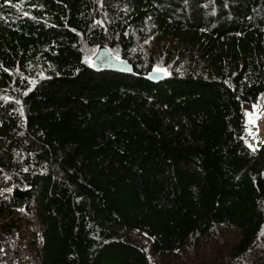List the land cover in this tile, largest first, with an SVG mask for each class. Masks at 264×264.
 Wrapping results in <instances>:
<instances>
[{
  "label": "trees",
  "instance_id": "16d2710c",
  "mask_svg": "<svg viewBox=\"0 0 264 264\" xmlns=\"http://www.w3.org/2000/svg\"><path fill=\"white\" fill-rule=\"evenodd\" d=\"M205 1L0 0V184L29 188L0 200V247L36 219L39 264H158L132 231L172 256L230 226L229 259L253 254L264 141L247 145L245 109L264 96V0L190 13ZM101 44L135 73L93 69L85 46Z\"/></svg>",
  "mask_w": 264,
  "mask_h": 264
},
{
  "label": "rangeland",
  "instance_id": "374dc122",
  "mask_svg": "<svg viewBox=\"0 0 264 264\" xmlns=\"http://www.w3.org/2000/svg\"><path fill=\"white\" fill-rule=\"evenodd\" d=\"M187 3H190V1ZM188 8L190 9V13H198V10L202 9V13L211 16H216V14L220 12L216 0H209V2L205 1L204 5L199 3L198 6L190 4ZM85 49L87 53L92 55L89 58L90 63V59L96 53L97 49L91 47L88 48L86 46ZM162 68L167 69L165 66H162ZM245 123L247 125V132L245 134L247 145L252 149L260 147L264 141V96L260 97L245 109ZM4 179L5 181L0 184V187L4 184L7 189L6 192L4 190L0 191V200L4 198L8 199L9 191L15 192L16 189H29L28 186L17 185L21 182L22 184H25L22 179L18 182L12 175H4ZM22 223H26V221H22ZM26 226H22L20 230L27 234L24 237L29 236L32 239L37 234V231H41L42 229L41 224L36 219L33 220V224L29 225L31 228ZM131 234L132 237L146 247L151 258L158 264H215L222 260L228 262V264H264V234L261 237L262 242H260L258 247L255 248L251 256L248 255L233 260L229 259L231 246L236 243L240 234L239 229L231 226L222 228L216 227L205 235H193L190 242L183 248V250L172 256L155 254L151 249L150 239L146 235L138 231H132Z\"/></svg>",
  "mask_w": 264,
  "mask_h": 264
},
{
  "label": "water",
  "instance_id": "95a60500",
  "mask_svg": "<svg viewBox=\"0 0 264 264\" xmlns=\"http://www.w3.org/2000/svg\"><path fill=\"white\" fill-rule=\"evenodd\" d=\"M90 65L97 71L111 70L118 71L126 74L135 73L133 65L128 59L120 58L115 55L109 46L101 44L98 46L96 53L90 59ZM170 76V72L166 68H153L147 75L146 78L157 82ZM25 190L16 189L14 195L22 196Z\"/></svg>",
  "mask_w": 264,
  "mask_h": 264
},
{
  "label": "built area",
  "instance_id": "2783aa9c",
  "mask_svg": "<svg viewBox=\"0 0 264 264\" xmlns=\"http://www.w3.org/2000/svg\"><path fill=\"white\" fill-rule=\"evenodd\" d=\"M15 235L13 233L11 238ZM19 235L18 244L0 247V264H39V249L44 243L42 234L38 232L33 239L29 236L24 237L27 235L24 231H20Z\"/></svg>",
  "mask_w": 264,
  "mask_h": 264
},
{
  "label": "snow or ice",
  "instance_id": "6c2138e0",
  "mask_svg": "<svg viewBox=\"0 0 264 264\" xmlns=\"http://www.w3.org/2000/svg\"><path fill=\"white\" fill-rule=\"evenodd\" d=\"M251 115V114H250Z\"/></svg>",
  "mask_w": 264,
  "mask_h": 264
}]
</instances>
